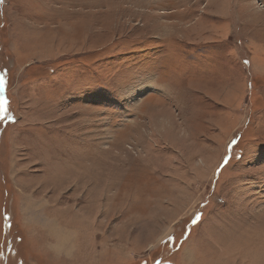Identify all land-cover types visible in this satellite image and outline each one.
<instances>
[{
    "label": "rangeland",
    "instance_id": "obj_1",
    "mask_svg": "<svg viewBox=\"0 0 264 264\" xmlns=\"http://www.w3.org/2000/svg\"><path fill=\"white\" fill-rule=\"evenodd\" d=\"M0 73V264H264V0H0Z\"/></svg>",
    "mask_w": 264,
    "mask_h": 264
},
{
    "label": "snow or ice",
    "instance_id": "obj_2",
    "mask_svg": "<svg viewBox=\"0 0 264 264\" xmlns=\"http://www.w3.org/2000/svg\"><path fill=\"white\" fill-rule=\"evenodd\" d=\"M5 74L0 73V114H7V99L4 97V91L6 87Z\"/></svg>",
    "mask_w": 264,
    "mask_h": 264
},
{
    "label": "bare ground",
    "instance_id": "obj_3",
    "mask_svg": "<svg viewBox=\"0 0 264 264\" xmlns=\"http://www.w3.org/2000/svg\"><path fill=\"white\" fill-rule=\"evenodd\" d=\"M61 239V238H60ZM63 245V244H62Z\"/></svg>",
    "mask_w": 264,
    "mask_h": 264
}]
</instances>
